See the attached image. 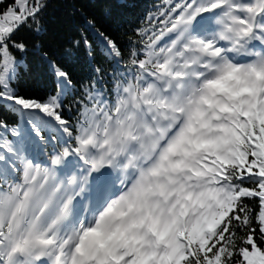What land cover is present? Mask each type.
Listing matches in <instances>:
<instances>
[{"label": "snow or ice", "instance_id": "1", "mask_svg": "<svg viewBox=\"0 0 264 264\" xmlns=\"http://www.w3.org/2000/svg\"><path fill=\"white\" fill-rule=\"evenodd\" d=\"M0 0V264H264V0Z\"/></svg>", "mask_w": 264, "mask_h": 264}, {"label": "trees", "instance_id": "2", "mask_svg": "<svg viewBox=\"0 0 264 264\" xmlns=\"http://www.w3.org/2000/svg\"><path fill=\"white\" fill-rule=\"evenodd\" d=\"M138 1H141V2L142 1H147L148 3L150 2V0H126V3H128L129 5H132V3L136 4V2H138ZM123 11L126 12V13H129V14L137 12L136 6L135 7H129L127 9H123Z\"/></svg>", "mask_w": 264, "mask_h": 264}]
</instances>
